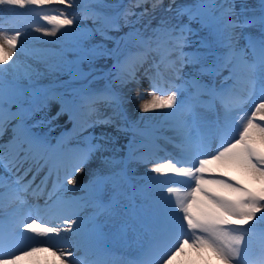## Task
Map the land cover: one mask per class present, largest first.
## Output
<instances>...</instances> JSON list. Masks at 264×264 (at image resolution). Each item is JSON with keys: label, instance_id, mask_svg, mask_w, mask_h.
I'll use <instances>...</instances> for the list:
<instances>
[{"label": "snow or ice", "instance_id": "6c2138e0", "mask_svg": "<svg viewBox=\"0 0 264 264\" xmlns=\"http://www.w3.org/2000/svg\"><path fill=\"white\" fill-rule=\"evenodd\" d=\"M240 7L0 0V264L45 250L61 264H264V0ZM28 14L50 27L11 26ZM145 78L148 97L130 95ZM133 100L158 115L131 118ZM64 116L71 135L53 144L40 129ZM93 159L83 195L67 196ZM213 166L238 167L260 187ZM111 241L134 254L116 258Z\"/></svg>", "mask_w": 264, "mask_h": 264}, {"label": "bare ground", "instance_id": "6f19581e", "mask_svg": "<svg viewBox=\"0 0 264 264\" xmlns=\"http://www.w3.org/2000/svg\"><path fill=\"white\" fill-rule=\"evenodd\" d=\"M155 22L157 23L158 20H155ZM33 25H47L46 22L44 20H33L32 21ZM48 27H50V25H47ZM59 35V34H58ZM56 38H52L51 41H55ZM45 40V39H44ZM33 42L30 40L29 41V45L31 46ZM48 47H55V43L47 45ZM136 92H140L143 93L144 91L140 88V86L137 88L135 86H131V92L130 95L134 96L136 94ZM140 103H142V101H136L133 100L131 101V103L128 105V110H129V114L133 117L136 116L137 113H141L140 111L135 109L136 105H139ZM58 107V106H56ZM135 110V111H134ZM143 114V113H141ZM144 115L146 117L148 116H155L158 115V113H147ZM43 132V131H42ZM99 132V131H98ZM123 142V141H121ZM100 166V160L99 159H94L93 161L89 162V164L85 167V170L81 173H79V175L76 177V181L77 184H85L88 183L89 179L91 178L92 173L96 172L99 169ZM224 173V174H235V176L239 177L242 181H244L247 185H249L250 187L254 188V189H258L260 186L258 184H254L250 177L240 168L232 166V167H227V168H216L215 166H213V173ZM196 264H204L203 261L201 260H196ZM207 264H218L215 261V258L213 256H211L210 259H208Z\"/></svg>", "mask_w": 264, "mask_h": 264}, {"label": "rangeland", "instance_id": "374dc122", "mask_svg": "<svg viewBox=\"0 0 264 264\" xmlns=\"http://www.w3.org/2000/svg\"><path fill=\"white\" fill-rule=\"evenodd\" d=\"M109 2L116 3V2H119V0H109ZM178 2H179V3H183L184 0H178ZM123 3H125L124 0H123ZM62 7H63V5H62ZM137 11H139V10H137ZM155 20H157V19H152L150 22L146 20L144 23H150V26H151V27H155L156 24H157V23H155ZM85 23L90 24V21L85 22ZM32 35H34V36H41L42 34H41V33H33ZM106 63H107V61H103V60H102V61L99 62V65H105ZM138 107H139V106H136L135 109H138Z\"/></svg>", "mask_w": 264, "mask_h": 264}]
</instances>
